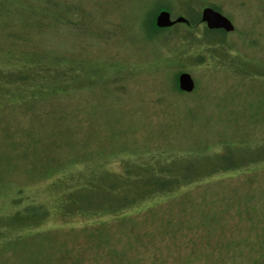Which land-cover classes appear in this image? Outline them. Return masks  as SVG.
Instances as JSON below:
<instances>
[{
    "label": "rangeland",
    "instance_id": "374dc122",
    "mask_svg": "<svg viewBox=\"0 0 264 264\" xmlns=\"http://www.w3.org/2000/svg\"><path fill=\"white\" fill-rule=\"evenodd\" d=\"M66 1L76 22L80 0ZM155 1L86 0L87 20L55 35L0 28L3 49H14L21 30L18 50L55 51L108 78L0 106V264H254L252 245L264 241V170L214 176L124 217L54 211L59 178L70 177L69 191L92 171H122L136 151L264 145V0H206L200 10L215 3L235 30L224 52L203 49L202 63L178 55L182 42L194 43L185 30L145 38L143 3ZM168 10L184 16L178 5ZM182 72L192 75V92L180 90ZM30 205L51 210L39 227L15 221Z\"/></svg>",
    "mask_w": 264,
    "mask_h": 264
},
{
    "label": "trees",
    "instance_id": "16d2710c",
    "mask_svg": "<svg viewBox=\"0 0 264 264\" xmlns=\"http://www.w3.org/2000/svg\"><path fill=\"white\" fill-rule=\"evenodd\" d=\"M148 3H143L147 8H143L142 13L144 28L142 32L146 39L154 40V34L159 31L170 33L169 31L173 30H185L192 36L194 43L191 46H184L182 42L178 47V55L183 57L195 55L197 61L201 63L207 58L203 49H210L209 53H212L208 56L211 57H214V51H225L227 32L222 29L211 30L207 26L202 31L200 9L206 0H156L151 8H148ZM174 5L183 9V14L189 19L190 24L158 28L155 25L157 13L163 9L172 10ZM67 6L66 0H0V28L19 26L29 31L36 26L38 33L55 35L61 24L79 25L82 20H87L88 17H83L88 10L86 0L77 2L79 18L76 22H72V16L66 13ZM210 6L222 12L215 3ZM94 16L95 13L92 19ZM16 35L14 49L9 48L11 50L9 51L0 46V106L18 102L15 99L17 97L29 95L41 100L72 92L77 85L84 82L95 85L98 79L108 80L107 74H99L97 70L62 61L61 54L54 53L55 51L44 52L31 45L28 49L18 50L16 43L19 41L18 38H22V31H16ZM197 48H201L203 52L195 51ZM216 48L219 50H215ZM91 167L89 164L88 168ZM121 167L120 172L109 170L105 178L92 171L90 177L85 179L83 177L84 180H80L79 183L74 182L69 191L67 187L71 182L67 179L70 177L66 180L59 178V182L55 184L63 187V192L54 211H59L65 219L78 215L103 217L106 214L116 216L124 214V217L147 209L162 199L176 197L214 176L231 173L241 175L264 170V145L240 146L231 143L210 150L203 146L185 151L142 150L129 154L123 159ZM76 179L79 180V177ZM17 212L15 221L19 224L39 227L41 222L48 218L51 210L30 205ZM249 214V211L245 210L244 214L241 212L239 215L246 216L249 220L251 218ZM252 247L259 251L253 263L264 264L263 239Z\"/></svg>",
    "mask_w": 264,
    "mask_h": 264
},
{
    "label": "water",
    "instance_id": "95a60500",
    "mask_svg": "<svg viewBox=\"0 0 264 264\" xmlns=\"http://www.w3.org/2000/svg\"><path fill=\"white\" fill-rule=\"evenodd\" d=\"M201 22L205 23L208 29H222L225 32H232L235 30V25L231 19L223 12L213 8L212 6H205L201 11ZM179 23L190 24L187 17L181 15L173 18L169 10H161L156 18L155 25L158 28H169ZM180 90L184 92H192L195 87V82L192 75L188 72H182L178 77Z\"/></svg>",
    "mask_w": 264,
    "mask_h": 264
}]
</instances>
